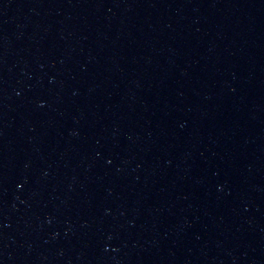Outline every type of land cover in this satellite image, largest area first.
<instances>
[{
    "label": "water",
    "instance_id": "obj_1",
    "mask_svg": "<svg viewBox=\"0 0 264 264\" xmlns=\"http://www.w3.org/2000/svg\"><path fill=\"white\" fill-rule=\"evenodd\" d=\"M0 264H264V0H0Z\"/></svg>",
    "mask_w": 264,
    "mask_h": 264
}]
</instances>
